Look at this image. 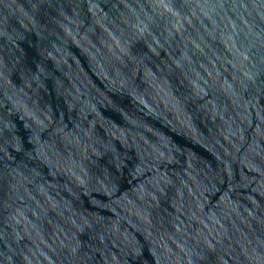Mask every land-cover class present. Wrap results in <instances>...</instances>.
Returning <instances> with one entry per match:
<instances>
[{
    "label": "water",
    "instance_id": "water-1",
    "mask_svg": "<svg viewBox=\"0 0 264 264\" xmlns=\"http://www.w3.org/2000/svg\"><path fill=\"white\" fill-rule=\"evenodd\" d=\"M0 264H264V0H0Z\"/></svg>",
    "mask_w": 264,
    "mask_h": 264
}]
</instances>
